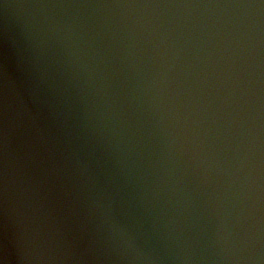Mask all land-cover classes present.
Segmentation results:
<instances>
[{
	"label": "clouds",
	"instance_id": "1",
	"mask_svg": "<svg viewBox=\"0 0 264 264\" xmlns=\"http://www.w3.org/2000/svg\"><path fill=\"white\" fill-rule=\"evenodd\" d=\"M0 264H264V0H0Z\"/></svg>",
	"mask_w": 264,
	"mask_h": 264
}]
</instances>
